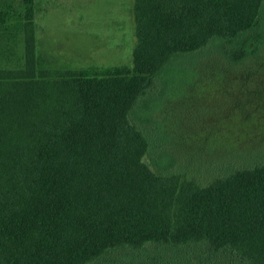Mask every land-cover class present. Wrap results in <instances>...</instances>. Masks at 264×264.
<instances>
[{"label":"trees","instance_id":"obj_1","mask_svg":"<svg viewBox=\"0 0 264 264\" xmlns=\"http://www.w3.org/2000/svg\"><path fill=\"white\" fill-rule=\"evenodd\" d=\"M1 4L22 48H0V264H264V161L201 183L154 115L187 57L257 52L264 0H133L131 64L102 68L42 55L34 0Z\"/></svg>","mask_w":264,"mask_h":264},{"label":"rangeland","instance_id":"obj_2","mask_svg":"<svg viewBox=\"0 0 264 264\" xmlns=\"http://www.w3.org/2000/svg\"><path fill=\"white\" fill-rule=\"evenodd\" d=\"M34 4L36 44L42 55L85 68L131 64L133 0ZM0 48L22 44L16 46L1 33ZM186 60L189 75L169 82L166 98L154 113L170 136L164 146L175 160L174 170L205 183L229 164L264 161V41L237 64L219 55Z\"/></svg>","mask_w":264,"mask_h":264},{"label":"crops","instance_id":"obj_3","mask_svg":"<svg viewBox=\"0 0 264 264\" xmlns=\"http://www.w3.org/2000/svg\"><path fill=\"white\" fill-rule=\"evenodd\" d=\"M2 32V34L4 33L3 30L0 29V33Z\"/></svg>","mask_w":264,"mask_h":264}]
</instances>
